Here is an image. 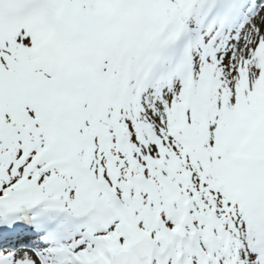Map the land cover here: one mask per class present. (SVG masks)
I'll list each match as a JSON object with an SVG mask.
<instances>
[{
    "label": "snow or ice",
    "instance_id": "1",
    "mask_svg": "<svg viewBox=\"0 0 264 264\" xmlns=\"http://www.w3.org/2000/svg\"><path fill=\"white\" fill-rule=\"evenodd\" d=\"M0 264H264V0H0Z\"/></svg>",
    "mask_w": 264,
    "mask_h": 264
}]
</instances>
